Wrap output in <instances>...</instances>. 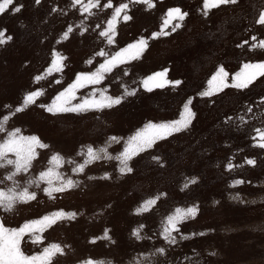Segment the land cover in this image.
<instances>
[{"label": "rangeland", "instance_id": "374dc122", "mask_svg": "<svg viewBox=\"0 0 264 264\" xmlns=\"http://www.w3.org/2000/svg\"><path fill=\"white\" fill-rule=\"evenodd\" d=\"M153 3L151 9L147 5L130 6L133 19L118 25V47L160 31L170 8L179 7L188 15L180 28L172 31L169 27L165 30L169 35L149 40L141 58L123 66L129 75H122L118 69L97 86L107 87L113 96L121 95L125 88H135L134 96L125 97L120 105L102 113L53 116L33 105L10 117L8 129L36 134L49 145L38 150L30 173L17 179L23 183L38 174L48 167L50 156L56 152L79 161L82 157L77 153L93 146L107 147L115 156L124 142L149 122L179 119L188 100H192L190 108L195 113L191 126L134 157L131 174L120 176L117 160H103L90 165L86 174L100 177L109 172L111 180L74 177L82 181L81 189L55 200L30 189L38 192L37 201L18 203L9 212L0 209V222L16 228L58 209L82 213L75 221L45 231L43 244H33L24 237L21 250L26 255L38 254L50 243L70 245L53 264H81L88 258L97 264H136L144 256H148L146 264H264V149L253 147L251 139L252 129L264 127V77L245 90L226 88L212 97L200 95L221 66L231 82V75L244 63L264 62V49L250 47L264 39V26L255 23L264 11V0H238L211 9L207 15L203 0ZM16 4L23 5L21 12L9 10L0 15V31L6 41L0 44V113L9 114L27 92L36 88L44 90L38 104L49 103L77 73L94 70L96 63L89 65L86 61H100L95 56L97 51L116 50L92 30L95 24L103 23L111 9H94L95 15L85 25L89 31L81 35L76 25L84 17L79 6L72 7L71 0H41L39 5L35 0H16ZM54 8L57 11H52ZM69 25L74 31L64 39ZM253 35L256 41L251 40ZM241 44L243 47H238ZM55 54L66 57L63 72L35 82L34 77L46 73ZM161 71L166 72L165 79L181 84L152 92L140 86L142 79ZM90 90L82 89L78 95ZM249 106L251 113L247 111ZM112 136L122 138L120 143L111 141ZM4 138L0 133V141ZM246 159H254L255 166L247 165ZM229 161L237 165L231 171L226 167ZM10 170V166L0 169V179ZM60 171L71 174V166L65 165ZM193 179L196 183H189ZM236 180L245 183L235 185ZM164 193L150 213L136 214L144 200ZM193 205L198 207L196 217L180 225L189 239L167 245L158 235L164 219L177 209ZM141 224L145 225L141 232L145 239L137 240L132 233ZM106 229H110L115 243L100 238ZM201 232L203 236H192ZM93 237L98 238L94 244L90 243ZM159 247H164L166 254L152 255Z\"/></svg>", "mask_w": 264, "mask_h": 264}, {"label": "snow or ice", "instance_id": "6c2138e0", "mask_svg": "<svg viewBox=\"0 0 264 264\" xmlns=\"http://www.w3.org/2000/svg\"><path fill=\"white\" fill-rule=\"evenodd\" d=\"M237 2L238 0H203L205 15H207V12L211 9L219 8L224 5L236 4ZM35 3L39 5L41 0H35ZM71 5L73 8L79 6V13L84 17V20L76 25V27L80 29L81 35L89 31V28L85 25L87 19L95 15L94 9H111L110 15L103 23L95 24L92 30L97 31V35L103 39L109 48L115 47L116 50L110 52L105 48H101L97 51L95 56L101 58L100 61L95 62L93 59L86 61L89 65L96 63L94 70L77 73L74 80L62 90H59L49 103L38 104L40 97L44 94V90L36 88L24 95L22 103L15 107L14 112L11 114L0 113V133L5 134V138L0 141V169L11 167V170L5 172L3 178L0 179V185H5L4 187H0V209L5 212L12 211L18 203L27 204L31 201H37L38 192L30 190L32 188L38 189L39 192H42L50 200H55L76 189H81L82 181L74 177L85 176L89 181L95 179L111 180L112 174L109 172H105L103 176L100 177L86 174V169L98 161H111L115 159L118 161L116 171L120 176L131 174L134 169L130 166V162L134 157L153 148L157 141L164 140L175 133L188 129L191 126L192 120L195 118V113L190 108L192 100H188L184 104L183 113L180 115L179 119L170 122H149L142 129L129 137L124 142L122 151L115 156L109 153L107 147L94 148L93 146H88L86 151L81 150L77 153L78 156L82 157L79 161L66 158L59 152H56L50 156L48 167L21 183L17 177L21 175L27 176L33 168V162L39 157L38 150L47 149L49 145L43 142L36 134L25 135L20 128L8 129L7 124L10 117L24 112L29 106L33 105L43 108L47 113L53 116L63 114L80 115L89 112L102 113L105 110H110L120 105L125 97L134 96L137 89L125 88L121 95L113 96L109 94L107 87L97 86L102 85L106 78L118 69L122 70V75H129L128 69L123 66L130 65L132 62L140 59L146 50L149 40L158 39L161 35H169L170 33L165 31L169 27H171L172 31L180 28L181 22L188 15L179 7L170 8L165 14L160 31L152 33L147 38L139 37L123 47H118V25L121 22L127 23L133 19L132 15H130V6L147 5V7L151 9L155 7L153 0H105L104 3H101V0H71ZM22 8L23 5L16 4V0H0V15L9 10L14 13H19ZM52 11L55 12L57 9L54 8ZM255 23L264 26V11L259 13ZM73 31V26L69 25L64 32V39H68L69 34ZM3 37L4 32L0 31V44L6 42ZM8 39L10 40L11 37H8ZM251 40L256 41L257 37L253 35ZM247 43L248 41H244V44ZM238 47H243V44L238 45ZM250 47L251 50L257 48L264 49V39H260L258 43H254ZM65 59L66 57L55 54L46 73L44 75L35 76L34 81L38 83L45 78V75L50 76L54 72H63V62ZM166 75L164 71L157 72L142 79L139 84L147 92H152L156 88H164L166 85L179 86L181 84L179 80L169 81L165 79ZM260 77H264V62L244 63L239 71L231 75V82H229V73L221 66L208 81L207 90L200 95L212 97L224 91L226 88L245 90ZM54 83L59 84L61 82L55 80ZM86 88L91 90L85 95H78L82 89ZM261 103H264V100H262ZM247 111L251 113L253 111L252 107L249 106ZM229 119H231V117H229ZM241 119L243 120L244 118L241 117ZM244 122L247 123L246 120ZM252 131L254 132V135L251 137L253 147L264 149V127H255ZM121 139L122 138L117 136L111 137V141L116 143H120ZM10 155L14 157V159L10 158ZM245 163L254 167L256 161L254 159H246ZM65 165L71 166V174L60 171ZM226 167L227 170L231 171L237 167V165L229 161ZM5 182H9L11 187L7 186ZM189 183L194 184L196 181L193 179ZM243 183H245L243 180H236L234 182L235 185ZM188 186V183L184 185L185 188ZM161 195H166V193L152 196L144 200L141 206L136 210V214L143 215L150 213L158 204ZM109 207H111V205H109ZM197 213L198 207L196 205L186 209H177L173 214L168 215L164 219L161 231L158 234L159 237L167 245L173 246L181 240H188L189 236L181 232L180 225L188 219H194ZM81 214L82 213L76 211L58 209L40 218L26 221L16 228L5 227L4 223L0 222V264H53L54 258L58 255H64L65 248L70 247V245L50 243L43 247L40 253L26 255L21 250V243L24 237L28 236L33 244H43V233L45 231L62 222L75 221L78 215ZM144 227L145 225L141 224L138 228L133 230L132 235L137 240L145 239V237L141 235ZM109 233L110 229H106L100 238L115 243ZM203 235V232L192 234V236ZM148 238L151 239V237ZM97 239V237H93L90 243H96ZM156 254L163 256L166 254V249L164 247L156 248L152 255ZM147 261L148 256H144L142 260H137L136 264H146ZM81 264H97V262L88 258L82 261Z\"/></svg>", "mask_w": 264, "mask_h": 264}]
</instances>
